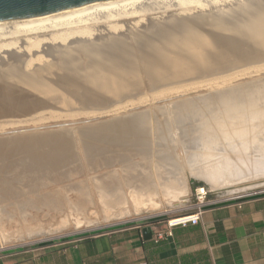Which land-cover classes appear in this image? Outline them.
<instances>
[{"label":"bare ground","instance_id":"obj_1","mask_svg":"<svg viewBox=\"0 0 264 264\" xmlns=\"http://www.w3.org/2000/svg\"><path fill=\"white\" fill-rule=\"evenodd\" d=\"M131 38H135L136 42H134V39L132 41ZM143 38L145 40L148 38L149 43L147 44L146 41L148 40L144 41ZM136 43L139 44L136 45L137 50L139 48V53L137 50L136 52L138 54L136 52L135 53L139 56L138 63L144 64L143 67L144 71L140 68V66L138 67V64H136L135 66H137L136 68L138 69L140 68L143 72L148 73L147 77L150 81L149 83L155 80V78L152 75L154 73L152 71L154 68H157L158 72H161L164 75L170 76L171 74L173 75L172 77H178L175 76V74L178 73L179 74L186 73L187 75L188 72L190 73L195 71L203 74H214V73L222 74V72L225 73L227 72V70L230 69L234 71L214 79L212 78L211 80L199 81L189 85H182V84L176 85L167 89L164 87L165 90L163 91L161 89L164 88L159 89L161 91L159 94L158 92L154 93L153 95L150 94L151 96L148 95L149 97L146 98L143 97L142 99L140 98L135 101L132 100L123 105L110 108L104 111L81 112L82 114L84 113L83 115L90 117L109 115L112 116V118L109 119L112 121L118 116H120L119 114L120 112L127 110L131 107H134L135 105H142L143 103L148 104L157 98L158 99L174 98L177 96L180 97L181 95L190 94L192 92L209 90L208 92H202V94L200 95L196 94V96L198 97L197 100H187V101L182 100L181 102H177V104L173 106L174 112L175 110H177V108H180V110H182L184 113L191 114L197 108L201 107L197 104L198 103L197 101L203 102V100H206L207 95H209L208 93L214 91L219 92L221 90L220 88L226 87L228 85L236 84L241 80L250 79L264 74V65L250 66V67L244 66L246 68L237 69L239 66L247 64L248 61L256 62L259 60H264V0H102L67 10L40 15L37 17H33L21 21L0 23V81H2V83L3 81L5 82L3 83V86L7 82V84L11 88L13 87L19 88L20 86L21 88L23 87L26 90H28L26 94L21 89L22 95L24 93L26 95H30L31 97V96H35L36 94H39L40 92H45L44 93L45 96L43 94L40 95L46 97V92L52 91L57 93L60 90L59 84H61V82L59 81H62L61 79L56 78V80H59L58 81L59 84L58 83L53 84V82H51L53 81V79L51 78L52 79L50 81L51 83L47 84L46 78L47 77L50 78L51 76L50 74H52L55 71V69L57 70L60 69L58 70L59 71L58 73L60 72L62 73L64 69L68 70L67 68H65L67 66L69 67L70 72H72V74L78 71V73L82 75L84 80L81 79L82 80L81 83H83L84 81L87 84L89 83L90 86L93 88V91H95V93L98 95V98L97 97L96 98L99 101V97L101 96L105 98L107 97L105 96L106 94L101 92L102 91L105 92L107 88L112 85L113 82L112 79L110 78L113 77V80L117 79L120 81L121 79L128 80L129 78L132 77L131 74H133L132 71L134 72L133 69L135 66L133 64L134 62L129 57L133 54L135 55L133 51H135ZM141 43H144L146 47H143L144 44L142 45ZM104 44L107 45L110 44L109 46H106L105 49L108 47H111V49L108 48L107 52H105L104 49L102 50ZM178 44L180 45L179 48L183 49L184 47L185 49L189 50L190 53L179 52V50H176L177 48L176 46ZM128 45H130V47L132 45L133 50L130 51V53H129V48H127L129 47ZM121 46L124 48L126 47L128 53H125L127 52L126 49H125L126 51L125 50L122 51L123 48ZM165 48H170L173 51L176 50L178 52L176 53V56L178 57L170 56V54L167 53L165 54L166 52L164 50ZM100 50L102 51L101 53ZM90 51L93 52L94 59L99 65L98 68H96V66L94 65L95 70L90 68V66L85 63L87 62V60H90L91 62V59H87L90 57L89 56L91 54ZM109 54L111 55L110 58H109L110 56ZM86 55H88L89 57L88 56L86 57ZM107 55L108 57H105ZM50 57H52L53 59ZM72 57L73 58L75 57V59L72 60L73 59ZM81 57H86L85 58L86 60H84V58L82 59ZM112 57H116V60L114 59L115 62L119 59L120 63L117 61L118 67L117 64L114 65L115 62L113 64L114 67L112 66V64L110 65V63L108 62L109 60L111 62L113 61ZM68 58L70 59L72 58V59L67 61L66 59ZM106 58H108L107 59L108 61L106 60ZM238 60H241V64L239 65L236 64ZM131 63L133 64L134 67H130L132 66ZM63 64L66 66L61 71V69L63 68ZM120 64L121 65L126 64L122 68L123 70H120L121 69ZM183 64H187V65L182 67L181 65ZM217 64L221 66L219 67L217 66ZM214 65L217 66L218 68L214 67ZM32 66L33 68H30ZM116 67L120 71H118ZM103 72H105V74H103ZM134 76L135 75H133V77ZM138 76L139 75L137 73L136 77ZM181 76L183 77L184 74ZM143 78H144L143 80L140 79L142 80L140 82L144 83L145 88L143 89L146 90L147 88L146 85L148 83L147 82L148 80H146L145 77ZM77 79L72 78L73 81H77ZM67 80H64L65 81L64 85H62L63 82L61 85L63 86V89H67L68 91L70 90L69 92H71L73 90L71 89V87H73L74 85L73 84L69 85L70 87L67 88L68 84L67 85L65 84L66 82H68ZM253 80H249V81H252L254 83L255 81ZM109 81H111L110 85L109 84L106 85V82ZM115 82L110 87V90L112 88L115 91L116 88L115 84L117 83ZM127 83L129 84V82ZM130 83L133 84L132 81ZM122 84L124 86L126 85V82L124 81V83ZM158 85L159 84H157V86ZM64 86L66 88H64ZM136 86L134 87V85H131L130 88H135L134 90H136ZM125 88H127V86ZM130 88L128 86L127 90H129ZM139 88L140 87H138L137 91L139 90ZM63 89L61 87L62 91ZM89 91L90 89H88L87 92V94L89 93L88 97H90V92H91ZM17 92H19V90ZM78 92H79V88L71 92V94H74V96L68 94V96L74 97L73 99L71 98V100L70 98H67L68 100H70L68 101L69 104H72V106L70 107H73V105L75 107L76 105V107H88V109L89 108L91 109V107L93 108L94 106H92V104L89 103V101H87L90 98H88L87 100L85 99L86 101L84 100L75 101L76 96L77 98H79V95L77 94ZM59 93H61V91ZM114 93H112L114 96L113 99L115 98L116 95V94L114 95ZM118 93L120 94V92ZM203 93H207V94H203ZM53 94L54 93H52V95ZM6 95L8 96V94ZM124 95H126V93L123 94L122 96ZM94 96L96 95H93L91 99L93 98V100H95L96 98ZM58 98L60 99V96ZM117 99L115 101H117ZM44 100L45 99H43V101ZM178 100L180 99L178 98ZM52 102L55 103L56 101H52ZM60 102H58L59 107L61 106ZM245 102L243 103L241 101L240 102L232 101L233 107L232 110H230L231 113L238 114L239 112H241L244 108H246ZM32 104L34 105L35 103H33L32 101ZM106 104L108 103H101L98 105L99 106L101 105L102 108V106H105ZM261 107H263L261 104L258 103L256 104V109H259ZM99 108L100 107H98V109ZM103 108H106V106ZM214 109H215L214 106H210L208 108V110H210L209 113L213 112ZM223 112L225 115L228 114V111L226 109L223 110ZM142 115L144 114L141 113L140 115L138 114L137 116L138 117L141 116L142 118L144 117ZM202 118H203V125H202L203 129L201 131L200 136H198L197 133H194L193 132L194 130L187 129L186 127H179L174 130L175 138H174V142H172L174 144L170 145V148L175 149L174 152H170V151L165 152L160 149L161 151L156 158L157 163L155 164L160 170V174L155 172L156 178H155V184H153V186L151 185L150 177L148 174H146L147 173L146 171L145 172L143 171V173L137 172L135 176L131 174L132 178L129 181L125 182L124 186L121 185L122 183L118 184L115 181L113 171L110 170L111 168L114 167V165H116V163L111 161L109 162L105 161L98 165L94 164L92 160L93 157L91 158L92 155H90L92 154L90 153L91 149L87 147L85 143L86 141L83 138L76 140L75 141V143H77L76 147L79 149V151L83 154H86L85 157L88 158L89 161L91 159V161L86 165L87 166L86 170L88 173H95L96 171L99 170V168L100 169L109 168V170H107L105 173L99 176L96 175L94 178L92 177L94 185L96 186L97 189L95 191H97L96 196L98 202H100L102 206L105 207V209L106 208L112 209L113 207L119 205L126 206V203H132V207L134 206V211L139 213L151 212L157 210L165 212L167 211L166 210L167 208L184 204L189 200L190 176H192L193 179H196L197 181L200 180L203 181L207 185L208 190L214 191L216 195L220 194V190L225 188L228 189L227 194L234 195V194L242 193L249 189H254L263 186L264 185V137L261 141L258 140L255 143L251 140H250L251 142L247 141L246 138H248V135H245L241 137L240 141H238L237 143H233L230 147L228 146L226 148L227 151L228 150L235 151V148L238 147L243 149L246 148L248 151H247V155L245 156H238V157L229 156L223 159H217V160L215 159L200 166H194L193 164H191L193 152H190V150L188 149L189 146L190 147L197 146L200 149H205V146H207L208 144L213 145L217 143L218 141L216 140H218L219 138L215 132V130H217L220 125L219 121L213 120V118L210 115L203 114ZM117 120H119V123H116V125L113 128L107 129L105 126L106 124L103 126H99L97 128L98 131H100L99 134L107 131L109 134L108 136L110 137L109 138L110 142L112 140L119 141L121 143H124L126 146L129 143H133L135 141L137 142L144 141L145 143V136H144L145 128L142 126L143 123L141 125H138V122L134 120L131 121L130 123L122 122V120L119 118ZM261 120L262 122H264V119H259L258 122H261ZM163 131L165 132L167 130L164 129ZM83 133L84 130L83 129L80 130L79 134L83 135ZM52 139L50 140L54 141V143H52L51 148L53 149L51 150V154L50 153L43 154V151L41 150L43 146L38 143L39 141L31 142L29 140L30 141L29 142L22 139L19 140L15 139L9 143V145L13 146L14 150L18 151L19 154L23 153L22 154L23 157L21 159H16L17 165L19 164L21 168V174L32 172V170L34 172H40V173L51 171L57 174L56 171L54 170L57 167L61 166L66 161V157L63 155L65 150L70 146L74 145L75 143L73 142L74 140L71 142V140H65L63 139V137L60 140L63 143H57L54 139L53 140ZM78 141H79V145H78ZM110 142H109V146L118 144V142H112V143ZM100 144L95 145L93 148L94 150L93 152H95V154L97 153V155H99L98 153H101L100 151H103ZM252 148H256L257 152L256 153L252 152L251 151ZM55 151H56V154L54 155L55 157H52L51 155ZM176 152L177 154H175ZM137 154L140 153L138 152ZM175 155H179V157L178 156L176 157ZM96 158L99 160L100 157L98 158L96 156ZM9 164H12V162H9ZM0 167L3 168V165ZM1 168H0V190H3L1 187L2 186L4 187V185L9 186V189L12 190L13 186H11L7 180L3 179L4 175L1 174L3 172ZM131 168L138 171L137 168H133V165H131ZM17 171L19 173V170ZM80 172H82V170H80L76 166L68 167L62 179L61 177L55 178L53 176H50L49 180H51V183L54 182L60 183L63 181L64 178L70 179L71 176L80 174ZM141 174L144 175L141 176ZM57 176L59 175L57 174ZM75 188L76 187H74V189ZM15 190L17 191V189ZM77 190L79 192H83L81 188L77 187ZM196 191L198 193H207V189L203 188L202 186H199L198 189H196ZM84 194L86 195L87 199L79 200V202H81L79 203L80 204L79 207H83L84 205H86L87 203L89 204L93 200L91 195L89 196L86 193ZM32 200L34 201V199ZM51 201L49 205L51 204ZM42 202L43 201H41L39 205ZM32 204L34 205L35 203ZM65 204L68 203L65 202ZM49 205L47 207H51ZM68 206L70 208V204ZM40 207L41 206H39V208ZM59 208L61 207L59 206ZM77 209L79 210L80 208ZM119 209L121 210V208ZM123 213L125 214V212ZM77 216L79 215L76 214V217ZM33 218L34 217H32L31 219ZM62 219L64 220V218ZM13 220L14 217L10 216L9 221L12 222ZM75 220L73 223H77L79 221L77 219L78 221L75 222ZM67 222L68 221L66 220V223ZM79 224H81V222Z\"/></svg>","mask_w":264,"mask_h":264},{"label":"rangeland","instance_id":"obj_2","mask_svg":"<svg viewBox=\"0 0 264 264\" xmlns=\"http://www.w3.org/2000/svg\"><path fill=\"white\" fill-rule=\"evenodd\" d=\"M131 39H132V41L134 39V42H136L135 38H131ZM146 40H148V38ZM146 40L144 39V41H146ZM144 43H141V44L143 45ZM146 43L148 44L149 40L146 41ZM109 45L110 44H108V45L104 44V46H103L104 48L102 47V50L104 49L105 52H107L108 48L111 49V47H108L106 49H105V47L109 46ZM136 45H139V44L136 43L135 46ZM178 45L176 46L177 47L176 50H179V52H185V53L189 52L190 53L189 50L185 49L184 47H183V49L179 48L180 45L179 46ZM128 46L129 47H127V48H129V53H130V51L133 50L132 45H131V47H130V45H128ZM143 47H146V45L144 44ZM122 48H121L122 51L125 49L127 50L126 47L125 48L122 47ZM136 50H137V46L135 48V51H133V52L135 53ZM164 50L163 51L165 52V54L166 53L170 54V56H173V57H175L176 53H178L176 50H174L175 51L174 52L170 48H165ZM137 51L139 53V48ZM171 51H173V52H171ZM101 52L102 51L100 50V53ZM90 53H91L90 55L88 54L90 57L88 55H86V57L88 56L89 58H87V59H91V62H92L95 59L93 56V52L90 51ZM125 53H128V50ZM136 53H135V55L134 54L131 55L129 58L134 62L133 63L134 66L136 64H138V67L140 66V68L144 71V69H143L144 64L138 63L139 56L137 55L138 53L137 54ZM86 57H81V58L82 59L84 58V60H86L85 59ZM105 57H108V55ZM110 57H111V55L109 56V58ZM176 57H178V56H176ZM50 58H52V57H50ZM71 59L68 58L66 60L69 61ZM74 59H75V57L72 60H74ZM107 59L108 58H106V60ZM114 59L116 60V57H112V60H113L112 62L110 60L109 61L107 60V61L110 63V65L112 64L113 67L116 64L118 67L119 59L117 60L118 62L117 61L115 62ZM239 61H240V63H239ZM243 61H242V63H243ZM91 62H90V60H87V62H85V63L87 65H89L90 68H92L93 70H95L94 69L95 66H96V68L99 67L96 60L93 61L92 64H91ZM114 62H115V64H114ZM133 64L130 67H134ZM236 64L237 65L241 64V60H238ZM92 65L93 66L95 65V66L93 67ZM125 65L126 64H124V65L120 64V67H121L120 70H123L122 68ZM185 65H187V64H183L181 66L183 67ZM262 65H264V60H259L256 62L255 61H252V62L248 61L247 64L239 66L237 69L246 68L248 66L250 67V66H262ZM65 66L66 65L63 64V68L61 69V71L64 69ZM217 66L220 67L221 65L217 64ZM217 66L214 65V67H217ZM244 66H246V67H244ZM113 67H112V69H113ZM136 67L137 66L134 67V69H133L134 72L132 71L133 74H131L132 77H133V75H135V76L133 78L131 77L132 79L129 78L130 80L129 79L128 80H122L121 79L120 81L117 79L113 80V77L111 76L112 78H110V79H112V82H113L112 85L114 84L115 81L117 82V83L115 82L116 83L115 84V87H116L115 91L112 88L110 90V87L112 85L110 87H108L105 92L100 91L101 93L106 94L105 96H107V97L105 98V97L101 96L102 98L99 97V101L97 99L98 95L95 93V91H93V88L90 86V84L89 83L87 84L85 81L83 82L85 84L81 83V81L84 80L82 75L80 73H78V71L76 73L73 72L74 74H72V72H70L69 67H67V66L65 68H67L68 70L64 69L62 71V73L61 72L58 73L59 72L58 70H60V69H58V70L55 69V71L53 72L54 74L53 73L50 74L52 77L51 76H50V78L45 77L47 79V80L45 79L47 84H49L51 82H53V84H56V83L59 84V82H61V84H62V82H63L62 85H64V82H65L64 80L69 79V80H67L68 82L65 83L66 85L68 84L67 88L70 87L69 85H72V84L74 86L76 85L77 87L73 86V87H71V89L75 90V89L79 88V92L77 93L79 95V98H77V96H76L77 94H76L75 95L76 96L75 101H80V100L86 101L88 98H90L87 101H89V103H91L92 106H94L93 107L94 109L92 107H91V109L90 108L88 109V107H76V105H75V107L73 105V107L75 109L73 107H70V106H72V104H69L68 101H70L71 98L73 99L74 97H70V96H68V94L70 95L73 90L71 92H69L70 90L68 91L67 89H63V86L61 84H59L60 90L58 91L56 89L58 91L57 93L52 92V91L46 92V97H43L40 94H43L45 96V94H44L45 92H40L39 94H36L35 96L30 97V95H26L28 90H26L25 88H23V87L21 88L20 86H19V88H17V87L11 88L7 84V82H6L7 85L4 84V86H3V83H5V82L3 81V83H2V81H0V94L2 91V94L0 95L1 96L0 97V99H1L0 100V150H1L0 151V166L3 165V168H1V167L0 168L3 171L1 173L4 175L3 179L7 180L10 183V185L13 186L12 190H10L9 186L4 185V187L3 186L1 187L3 190H0V219H1L0 220V252L6 251V250H11V249L26 248L29 246H39V245L48 244V243H60L61 241L68 240V239L75 240V239H78V238H81V237H84L87 235L100 234L103 232L118 229L121 227L131 226V225H137V224L143 225V224H149V223H156L158 221V219L166 218V220H167L168 218L175 217V215L180 216L183 214L194 212L195 206L198 203V199L196 196V189H198L199 186H202L203 188H207V186H206V184H202V185H196V187L193 188L192 187L193 184H191V182L193 180L192 176H190V180H189V189H190L189 200L184 204H181L178 206H173L172 208L169 207L166 209L167 211H165V212L157 210V211L140 212L139 213V212L134 211V206L132 207V203H126V206L125 205L124 206L119 205V206L113 207L112 209L106 208L107 209L106 210L105 207H103L102 204L100 202H98V200H97V196H96L97 191H95L97 189H96V186L94 185L93 178L96 175L99 176V175L105 173L107 170H109V168L108 169L107 168H102V169L99 168V170L96 171L95 173H88L86 170V168H87L86 165L91 161V159L89 161L88 158L85 157L86 154H83L79 151V149L76 147L77 143H75V141L79 140L80 138H83L86 141L85 143H86L87 147L91 149L90 153H92V154H90V155H92L91 158L93 157L92 160H93L94 164L98 165V164H101L105 161L115 162L116 165H114V167L111 168L110 170L113 171L115 181L118 184L122 183L121 185L124 186L125 182L129 181L132 178L131 174H133L135 176L137 174V172L143 173V171L144 172L146 171L147 172L146 174H148L150 177L151 185L153 186V184H155V178H156L155 172L160 174V170L155 165L157 163L156 158L160 154L161 150L165 151V152H167V151L174 152L175 149L170 148V145L174 144V143H172V142H174V138H175L174 130L179 128V127L175 128V127H171V126H162L161 127L162 124L167 123V122L169 124H171L172 126L177 125V123L173 122L171 118H169L168 116L166 117L165 114H168L169 116H171L172 115L171 113L174 112L173 106L176 105L177 102H181L182 100H185V101L197 100L198 97L196 96V94L200 95V94H202V92H208L209 90L192 92L190 94L181 95L180 97L177 96L174 98H167V99H164V98L158 99L157 98L148 104L143 103L142 105H135L134 107H131L127 110L120 112L119 114L121 117L118 116L117 118H115L112 121L109 120L110 118H112V116H109V115L90 117V116L83 115L84 113L82 114L81 112H86V111H98L99 112V111L108 110L110 108H114V107L123 105V104L130 102L132 100L135 101V100L140 99V98L142 99L143 97L144 98L149 97V96H151L157 92L159 94L161 92L159 89L164 88V87L167 89V88H170V87L176 86V85H181V84L182 85H189V84L199 82V81L211 80L212 78L214 79V78L220 77V76L225 75L227 73H230L234 70L230 69V70H227V72H225V73L222 72V74L221 73L220 74L219 73L203 74V73H198L197 71H195V72H190L191 74L188 72L187 75H189L190 77L187 76L186 73H180V74L178 73V74H175V76H178V77H172L173 75H171V74H170V76L164 75L161 72H158L157 68H154L152 70L154 72L152 75L155 78V80H153V81H151V83H149L150 81L147 77L148 73L147 72L145 73L140 68L138 69ZM30 68H33V66ZM135 68L138 70V72ZM120 70L118 69V71H120ZM137 73L139 75L138 77H136ZM103 74H105V72H103ZM183 74H184V76L182 77L181 75H183ZM109 75H111V74H109ZM141 75H144V76H141ZM191 75H192V77H191ZM104 76H106V75H104ZM71 77L73 79H77V78L78 79H77V81H73ZM143 77H145V79L148 80L147 81L148 86L146 85V87H147L146 90L143 89V88H145L144 83L140 82L144 79ZM51 78L53 79V81H51L52 80ZM56 78L61 79L62 81L56 80ZM108 79H109V77H108ZM140 79H142V80H140ZM172 79L174 82L172 81ZM188 79H190V80H188ZM136 80L138 81V84H137ZM175 80L177 81V83ZM249 80L259 82L256 86H252L253 92L250 89H246V88H243V89L242 88H236V89L231 88V89H229V91L228 90L221 91L225 88L236 87L237 86L236 84H243L244 82H245V84L246 83L250 84L252 81H249ZM124 81L126 82V85L123 86L122 83H124ZM131 81L133 84L130 83ZM166 81H168V82H166ZM127 82H129V84ZM159 82L161 83V85ZM110 83H111V81L106 82V85L107 84L110 85ZM130 84L134 85V87L137 85L136 90H134L135 88H130V86H131ZM157 84H159V85L157 86ZM236 84L228 85L226 87L220 88L221 90L214 95H207V99L203 100V102L197 101L198 102L197 104L201 107L197 108L193 113H199L200 119L195 118V117L194 118L191 117L189 119H186V121L184 122L186 125H188V127L190 126L189 128L188 127H186V128L190 129V130H194L193 132L197 133L198 136L201 135V131L203 129L202 128L203 114L204 115H210L213 118V120L219 121V124H220L218 129L215 130L216 134L219 137L218 140H216V141H218L217 143H215L213 145L208 144L207 146H205V149H200L197 146H191V147L189 146L188 147L190 152H193L194 157L192 156L191 164H193L194 166L204 165V164H206L210 161H213L215 159L216 160L217 159H223V158H226L229 156H237L238 157V156L247 155L248 150L246 148L243 149V148L238 147V148H235V151H229V150L227 151L226 150V148L228 146L230 147L233 143H237L238 141H240L242 136L248 135V138H246V140L247 141L251 140L255 143L258 140L261 141L263 139L264 133H262V132H264V126H263L264 122H262V120H261V122H258V120L264 119V74L250 78V79L241 80V81L237 82ZM163 85H165V86H163ZM259 85H261V86H259ZM122 86L125 90L122 88ZM126 86H127V88L129 86L130 92H129V90H127V88H125ZM61 87H62L63 91L61 90ZM138 87H140V88L137 91ZM5 88H7V89H5ZM64 88H66V87L64 86ZM165 88L161 89V90L163 91V90H165ZM2 89L5 91H3ZM16 89H18L19 92H17L18 90H16ZM21 89L26 94L23 93V95H22ZM88 89H90V91L92 92L91 93L89 91L90 97H88L89 93L87 94ZM116 90H117V92H116ZM60 91H61V93H59ZM212 91H214V90H212ZM118 92H120V94ZM133 92H135V93H133ZM52 93H54V94L52 95ZM58 93H59V95H58ZM63 93H65L66 95ZM112 93H114V95L116 94L114 99H113L114 96ZM121 93H123V94L126 93V95L122 96L123 94H121ZM6 94H8V96ZM108 94L111 98L108 96ZM127 94H129V95H127ZM203 94H207V93H203ZM245 94H247V95H245ZM93 95H96V96H94L95 98L97 97L95 100H93V98L91 99V97H93ZM54 96L56 99L60 96V99L58 98L56 100L54 98ZM71 96H74V94H71ZM220 96H222V97H220ZM23 97H24V99H23ZM47 97L50 99H48ZM80 97H81V99H80ZM67 98H70V100H68ZM117 98L121 101H119ZM178 98L180 100H178ZM234 98H237L238 100L234 99ZM43 99H45V100L43 101ZM61 99L62 100L64 99L63 102ZM116 99H117V101H115ZM215 99H216V101H215ZM255 99H256V101H255ZM32 101H33V103H35L34 105L32 104ZM52 101H56V102L54 103ZM228 101L229 102L231 101V102L229 103ZM232 101L233 102H240L241 101L243 103L246 101L245 102L246 108H244L245 110L243 109L238 114L231 113L230 110H232V107H233ZM58 102L61 103L60 107L58 106L59 105ZM51 103H52V105H51ZM101 103H108V104L105 105L106 108H103L105 106H102V108H101V105L100 106L98 105ZM212 103H213V105H212ZM257 103L261 104L263 107L256 109ZM3 105L5 108L3 107ZM55 105H57V106H55ZM96 106H98L100 108L98 109V107H96ZM210 106L215 107L214 111L211 113H209L210 110H208V108ZM6 107H7V109H6ZM95 108H97V109H95ZM156 108H158V110H156V111L154 110L152 112V110L156 109ZM62 109H64V110H62ZM100 109H102V110H100ZM225 109L228 111L227 115H225L223 112V110H225ZM3 111H5V112H3ZM139 111H148L149 113H147V112L143 113L144 115H142V116H144V117L141 118V116L140 117L137 116L138 114L140 115L142 113ZM159 111H162L164 114H160ZM28 112H30L31 114L29 115ZM181 112H182V114H184V112L182 110H180V108H177V110H175V115L173 116V119L177 120V118H178V120H179V118H181L180 117ZM20 115H25V116H20ZM187 115H190V114H187ZM253 115H255V116H253ZM252 117H253V119H252ZM118 118L121 119L122 122H126V123H130L133 120L137 121L138 125H141L143 123L142 126L145 128V135H144L145 136V143H144V141L143 142L135 141L133 143H129L126 146L124 143H121L119 141H113L112 140L110 142V139H109L110 137L108 136L109 134L107 131L103 132L104 134L103 133L99 134L100 131H98V129H97L99 126H103L106 124L105 126L107 129L113 128L116 125V123H119V120H117ZM105 121H108V122H105ZM95 128H96V130H95ZM82 129L84 130V133H83V135H80L79 132ZM164 129L167 131L164 132L163 131ZM153 132H154V134H153ZM168 135L170 136V138ZM62 137L65 140H71V142L74 140L73 142L75 144L73 143L74 144V145H72L73 147L70 146L69 148H67L65 150V152L63 154L66 157L65 163H63L61 166L57 167L54 170V171H56V173L59 176H57V174H55V172H51V171L50 172L46 171L45 173L44 172L40 173V172H34L33 170H32V172H27L26 174H21V168H20L19 164L17 165L16 159H21L23 157L22 156L23 153L19 154L18 151H15L14 147L9 145L10 142H12L15 139L16 140L22 139V140H26V141L30 140L31 142L39 141L38 143L43 146L41 148V150L43 151V154L44 153L45 154H47V153L51 154V150L53 149L51 147H52V143H54V141H51L50 139L53 138L57 143H63L60 141ZM103 137H104V139H103ZM105 137H106V140H105ZM96 141H97V143H96ZM109 142L110 143L118 142V144H114L112 146H109ZM99 144L101 145V148L103 151H100L101 153H98L99 155H97V153L95 154V152H93L94 151L93 148L95 145H99ZM78 145H79V141H78ZM144 147H145V149H144ZM153 150H155V151H153ZM251 151L255 152V153L257 152L256 148H252ZM138 152L140 154H137ZM55 154H56V151L53 152V154L51 156L55 157L54 156ZM175 154H177V152ZM182 155H183V153H182ZM96 156L98 158L100 157L99 160L96 158ZM175 156L179 157V155H175ZM180 160H182V159H180ZM9 162H12V164H9ZM82 164H84V165H82ZM11 165L14 166L15 168L12 167ZM131 165H133V168H137L138 171L135 169H132ZM73 166L78 167L80 170H82V172H80V174H76L74 176H71L70 179L64 178L63 181L60 183H55V182L51 183V180H49L50 176H53L55 178L61 177V179H62L64 177V174L66 173V170L68 169V167H73ZM17 167H19L20 169ZM16 169L19 170V173ZM119 171H120V173H119ZM13 174H15V175H13ZM143 175L144 174H141V176H143ZM134 176H133V178H134ZM6 177H8V178H6ZM77 184H78V186H77ZM72 185H73V187H72ZM15 186H17V187H15ZM74 187H76V188L74 189ZM77 187L81 188L83 192H79L77 190ZM15 189H17V191ZM261 189L264 190V187ZM257 192H259V191H257ZM84 193L88 194L89 196L91 195L93 200L89 204L87 203L88 205L86 204L83 207H79V205H80L79 203H81V202H79V200H81V199L86 200L87 199V197ZM11 195H13V196H11ZM47 196H49V197H47ZM234 196H237V195H234ZM234 196H229V195H227V196L220 195L219 196V195H216V194L209 192L207 195L206 201L215 202V201H220V200H223V199H226L229 197H234ZM46 197H47V199H46ZM43 198H44V200H43ZM25 199L26 200L28 199L27 201L28 202L30 201V202L28 203ZM32 199H34L35 202ZM35 199H37V200H35ZM38 201H40V202L43 201V202L39 205L40 202H38ZM50 201H51V204L49 205ZM65 202L68 204H65ZM32 203H35V204L33 205ZM43 203H44V205H43ZM71 203L73 206L71 205ZM69 204H70V208L68 206ZM28 205H30L31 207ZM48 205L51 206L52 208L47 207ZM74 205H75V207H74ZM39 206H41V207L39 208ZM59 206L61 208H59ZM77 208H80V209L78 210ZM119 208H121V210ZM182 208H187V209L184 210L183 212L182 211L173 212L175 210L182 209ZM77 211L79 214L77 213ZM126 211L129 213H127ZM73 212L79 216L76 217V214H74ZM123 212H125V214ZM24 215H27V216H24ZM67 215H69V216H67ZM156 215H161V216L158 217ZM10 216L14 217V220L12 222L9 221ZM6 217H7V219H6ZM22 217H23V219H22ZM32 217H34L33 218L34 220L31 219ZM18 218H19V221H18ZM62 218H64V220ZM77 219L81 222V224H79L80 222ZM66 220L68 221L67 223H66ZM74 220H75V222H77V221L78 222L73 223ZM1 221H3V222H1ZM61 222H63V223H61ZM64 223H65V225H64ZM76 224H78V225H76ZM78 226H79V228H78ZM29 231H30V233H29ZM28 233L30 236L28 235ZM2 241H4V242H2Z\"/></svg>","mask_w":264,"mask_h":264},{"label":"crops","instance_id":"obj_3","mask_svg":"<svg viewBox=\"0 0 264 264\" xmlns=\"http://www.w3.org/2000/svg\"><path fill=\"white\" fill-rule=\"evenodd\" d=\"M145 228L151 238L144 237ZM162 229L166 218L6 250L0 264H264V190L210 202L197 224L174 226L158 238Z\"/></svg>","mask_w":264,"mask_h":264},{"label":"water","instance_id":"obj_4","mask_svg":"<svg viewBox=\"0 0 264 264\" xmlns=\"http://www.w3.org/2000/svg\"><path fill=\"white\" fill-rule=\"evenodd\" d=\"M96 1H102V0H0V23H7V22H16V21H21V20H25V19H29V18H33V17H37L40 15H44V14H48V13H54L57 11H62V10H67V9H71V8H75L78 6H82L85 4H89L92 2H96ZM258 84V82H251L250 84L248 83H243V84H239L236 87H229V88H225L221 91L224 90H229L230 88H249L250 90L253 91V87L252 86H256ZM251 86V87H250ZM217 92H211L208 93L209 95H214ZM256 100V99H255ZM158 110V108L153 109V111ZM142 113H149L148 111H139ZM160 114H164L162 111H159ZM28 114L30 115L31 113L28 112ZM172 116H169L168 114H165V116L169 117L172 119L173 122L177 123V125L172 126L171 124L164 123L161 126H171V127H188V125H186L184 122L186 121V119L189 118H199L200 119V114L199 113H192L190 115L187 114H182L180 115V119L178 120H174L173 116L175 115V112L171 113ZM20 116H25V115H20ZM190 127V126H189ZM188 127V128H189ZM179 131V130H178ZM180 132V131H179ZM169 134V133H168ZM169 136V135H168ZM170 138V136H169ZM191 184H193V188L196 187V185H202L205 184L203 181H197L196 179H193ZM207 186V185H206ZM263 186L254 188V189H249L247 191H244L242 193L239 194H234L237 196H242L245 194H252L255 193L257 191H263ZM207 189V193H214V191H209L208 187ZM227 188L220 190V195H229L227 194ZM234 195H229V196H234ZM172 208V207H171ZM144 237L147 238H151L152 237V232L150 230H148L147 228L144 229Z\"/></svg>","mask_w":264,"mask_h":264},{"label":"built area","instance_id":"obj_5","mask_svg":"<svg viewBox=\"0 0 264 264\" xmlns=\"http://www.w3.org/2000/svg\"><path fill=\"white\" fill-rule=\"evenodd\" d=\"M208 193H198L196 191V196L198 199V203L195 206V210L192 213H187V214H183L180 216H176V217H171L168 218L166 220L167 223V230H159L158 233V238L163 237L164 234H166V232H170L171 228L174 226H187L189 224H197L200 221L201 218V213L203 211V208L210 203L209 201H206ZM240 197H245V195L242 196H238ZM158 217H160L161 215H156ZM153 217V216H152ZM159 220V219H158ZM153 224V223H150Z\"/></svg>","mask_w":264,"mask_h":264}]
</instances>
